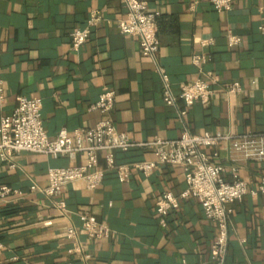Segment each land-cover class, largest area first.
<instances>
[{"label":"crops","instance_id":"obj_1","mask_svg":"<svg viewBox=\"0 0 264 264\" xmlns=\"http://www.w3.org/2000/svg\"><path fill=\"white\" fill-rule=\"evenodd\" d=\"M145 1L158 23L157 62L141 54L136 37L121 33L118 23L126 10L118 0H0V120L12 114L18 96L33 95L43 101L50 138L63 129L93 128L103 115L91 106L108 87L117 96L111 112L117 129L138 144L205 131L264 135V0H235L223 12L209 0ZM93 11L102 22L86 45L72 50V33L85 28ZM229 35L240 37V44L229 47ZM204 40L212 44L204 46ZM194 55L210 58L203 74L192 62ZM158 66L176 93L198 78L209 80L214 100L197 102L182 116L181 100L174 107L163 101ZM235 82L241 91L227 93ZM216 150L214 160L237 166L250 190L260 186L264 162L246 159L229 141L220 142ZM116 159L130 163L156 157L152 148H138L127 155L117 152ZM86 161L85 155L70 161L21 153L13 157L11 168L0 160V183L26 195L0 202V264H215L217 227L197 200L181 201L167 227L159 225L157 200L167 191L179 195L186 189L185 174L177 166H158L150 176L133 170L124 183L108 173L95 190L82 181L69 184L61 195L67 204L64 214L51 199L30 192L34 184L48 186L50 168ZM99 166L106 167L104 152L99 153ZM233 209L225 264H264V194H248ZM84 211L105 222L111 237L90 239L79 219ZM70 227L77 229L89 260L68 253Z\"/></svg>","mask_w":264,"mask_h":264},{"label":"built area","instance_id":"obj_2","mask_svg":"<svg viewBox=\"0 0 264 264\" xmlns=\"http://www.w3.org/2000/svg\"><path fill=\"white\" fill-rule=\"evenodd\" d=\"M126 10V15L118 23V28L127 37H136L141 54L157 62L160 50L158 23L154 12L148 8L145 0H118ZM217 12L232 9L235 0H209ZM102 22L101 15L93 11L85 28L76 29L71 36V48L79 50L96 28ZM241 38L229 35V47L240 44ZM212 40L202 41V45H210ZM210 61L208 56L194 55L192 62L203 74L202 66ZM158 72L163 80V101L169 107L177 106L181 100L186 116L187 110L195 103L208 104L215 98V91L209 80L201 77L195 81L183 84L176 93L169 81L168 75L158 66ZM0 67V94L3 93V80ZM241 91L238 82L227 88V93ZM116 93L105 87L98 101L91 106L103 115L93 128H79L72 132L61 130L55 138H50L46 132L43 117V101L39 97L18 96L17 105L9 116L0 120V160L14 168L12 159L21 153L43 154L53 158L64 157L75 161L78 156L85 155L87 164L54 167L48 170V186L40 188L36 184L30 187V192H40L51 199L61 213L67 212V204L61 198L65 186L82 181L86 188L95 190L103 182L108 173L115 175L121 183L129 182L133 170L144 176L161 165H171L181 168L185 174L186 189L179 195L172 191L165 192L155 205L159 225L167 227L168 219L175 213L183 200H197L206 218L217 227V234L212 245V260L215 264H225L229 248V236L233 229V205L241 202L245 196L264 194V176L260 186L250 190L249 185L240 177L237 166L227 167L216 162V148L222 141H229L235 151L242 153L246 159L264 162V135L232 136L221 132L205 131L201 134L186 133L179 139L164 140L156 138L150 142L138 144L128 134L120 132L111 112L115 107ZM1 99L2 96H1ZM138 148H152L156 159L153 161H134L120 163L116 153H126ZM212 151V155L209 153ZM106 153V167L99 166V153ZM25 193L21 189L0 183V202L9 199H22ZM81 228L90 239L104 240L112 235L111 228L99 221L95 214L84 211L79 214ZM71 243L68 253L78 255L87 261L90 255L79 241L78 231L70 227L66 232ZM182 264H187L183 261Z\"/></svg>","mask_w":264,"mask_h":264},{"label":"trees","instance_id":"obj_3","mask_svg":"<svg viewBox=\"0 0 264 264\" xmlns=\"http://www.w3.org/2000/svg\"><path fill=\"white\" fill-rule=\"evenodd\" d=\"M131 151H129V152H126V153H122V152H119V153H121V154H123V155H127V154H129Z\"/></svg>","mask_w":264,"mask_h":264}]
</instances>
